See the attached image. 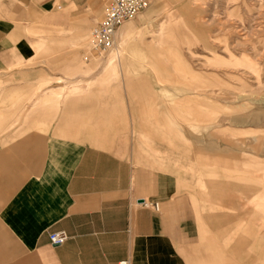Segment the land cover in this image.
Wrapping results in <instances>:
<instances>
[{
  "label": "crops",
  "instance_id": "0c3cea01",
  "mask_svg": "<svg viewBox=\"0 0 264 264\" xmlns=\"http://www.w3.org/2000/svg\"><path fill=\"white\" fill-rule=\"evenodd\" d=\"M97 3L0 0V264H236L211 226L201 225L195 199L178 178L152 161L139 163L144 155L129 133L136 120L132 79L124 83L128 117L114 85H102L99 74L82 67L78 45L87 39ZM164 33L162 26L158 43ZM115 53L111 62L121 55ZM122 63L128 66L126 56ZM152 66L167 74L159 61ZM118 74V68L107 73ZM17 113L25 121L15 122ZM147 115L152 139L188 150L175 126L160 114ZM166 133L180 143L170 144ZM193 160L218 179L217 197L227 190L224 180L236 181L232 190H242L247 207L226 227L244 233L238 250L263 251V231L248 210L254 198L246 175L230 176L226 160L216 156ZM214 229L221 234V226ZM56 231L69 239L53 245L49 236Z\"/></svg>",
  "mask_w": 264,
  "mask_h": 264
},
{
  "label": "rangeland",
  "instance_id": "374dc122",
  "mask_svg": "<svg viewBox=\"0 0 264 264\" xmlns=\"http://www.w3.org/2000/svg\"><path fill=\"white\" fill-rule=\"evenodd\" d=\"M97 4L87 39L78 45L83 53L79 57L86 74L95 72L102 85H114L128 117L130 92L124 83L132 79L136 120L131 119L129 133L135 135L139 156L144 155L139 163L152 161L157 170L178 178L195 199L201 225L206 221V227L211 226L210 232L236 264H264V250L251 248L250 253L247 245L238 250L236 240L244 233L226 227L246 211L245 194L239 188L233 191L236 181L226 179L222 198L215 196L218 179L205 175L193 160L216 156L226 160L230 176L246 175L248 198H254L248 203L250 217L264 238V0H151L145 11L119 29L115 48L121 55L113 62L115 51L101 55L90 50L91 31L105 10L101 0ZM162 26L163 43H158ZM125 56L128 66L122 63ZM155 61L167 74L152 66ZM114 68L118 77L108 78ZM143 82L153 91L148 93ZM180 98L189 102L179 103ZM149 112L175 126L188 150H171L152 139L146 126ZM23 114L17 113L15 122L25 121ZM166 138L173 146L180 143L168 133ZM220 226L221 234L214 229Z\"/></svg>",
  "mask_w": 264,
  "mask_h": 264
},
{
  "label": "built area",
  "instance_id": "2783aa9c",
  "mask_svg": "<svg viewBox=\"0 0 264 264\" xmlns=\"http://www.w3.org/2000/svg\"><path fill=\"white\" fill-rule=\"evenodd\" d=\"M105 4L103 18L91 31L90 50L106 55L116 47L117 33L123 24L135 20L151 4V0H101ZM90 63V59H85ZM50 242L53 245H62L69 239L65 231L50 233ZM119 264H129L121 260Z\"/></svg>",
  "mask_w": 264,
  "mask_h": 264
},
{
  "label": "bare ground",
  "instance_id": "6f19581e",
  "mask_svg": "<svg viewBox=\"0 0 264 264\" xmlns=\"http://www.w3.org/2000/svg\"><path fill=\"white\" fill-rule=\"evenodd\" d=\"M112 51H115V48H114V49H112L110 53H113Z\"/></svg>",
  "mask_w": 264,
  "mask_h": 264
}]
</instances>
